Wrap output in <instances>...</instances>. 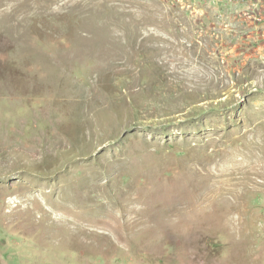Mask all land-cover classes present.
Masks as SVG:
<instances>
[{
  "label": "rangeland",
  "instance_id": "374dc122",
  "mask_svg": "<svg viewBox=\"0 0 264 264\" xmlns=\"http://www.w3.org/2000/svg\"><path fill=\"white\" fill-rule=\"evenodd\" d=\"M0 264H264V0H0Z\"/></svg>",
  "mask_w": 264,
  "mask_h": 264
}]
</instances>
